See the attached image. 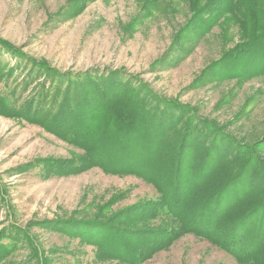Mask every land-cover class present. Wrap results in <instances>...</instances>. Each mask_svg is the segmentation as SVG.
<instances>
[{"label": "rangeland", "instance_id": "1", "mask_svg": "<svg viewBox=\"0 0 264 264\" xmlns=\"http://www.w3.org/2000/svg\"><path fill=\"white\" fill-rule=\"evenodd\" d=\"M244 1L256 3L243 22L246 29L240 26L245 16L242 0L232 7L227 6L229 0H197L196 13L201 12L196 15L187 9L192 0H0V41L63 72L124 74L125 81L150 94V103L159 98L162 104H177L243 150L253 147L264 169V148L259 147L264 140V74L235 78L216 67L223 54L225 58L230 51L243 54L249 50L244 44L263 33L264 0ZM225 15H231L236 25L226 27ZM189 26L186 38H176ZM181 41L190 43L191 50L183 52L177 45ZM9 54L0 49V57L9 61L6 70L15 63ZM19 79L17 74V83ZM17 83L13 87L18 88ZM34 87L37 83L27 87L23 97ZM7 92L0 82V99ZM17 96L21 97L20 90ZM11 109H0V234L15 228L20 240L2 264H121L99 257L93 246L58 224L114 220L156 198V190L139 178L97 167L74 175L51 172V161L75 159L82 151L37 124L10 115ZM208 141L214 149L220 147ZM226 191L232 201L234 188ZM127 218L122 217L121 224ZM263 224V212H257L245 226L251 230L245 244L258 236ZM243 227H233L231 236L241 234ZM228 228L223 226L225 233L220 235L225 236ZM142 264L236 263L201 236L185 234Z\"/></svg>", "mask_w": 264, "mask_h": 264}, {"label": "trees", "instance_id": "2", "mask_svg": "<svg viewBox=\"0 0 264 264\" xmlns=\"http://www.w3.org/2000/svg\"><path fill=\"white\" fill-rule=\"evenodd\" d=\"M237 1L229 0L227 6ZM198 5L192 0L187 6L189 14L196 13ZM254 6L256 3L242 0L240 8L245 16H241L240 26H247L243 22ZM222 22L226 27L236 25L231 15H225ZM191 27H184L176 38H186ZM250 29L254 31L252 26ZM0 44V49L15 59L6 70L9 61L0 57V82L8 91L0 99V109L13 106L10 115L35 123L82 151L75 159L51 161V172L74 175L97 167L110 174L139 178L156 190V198L114 220L62 222L58 224L61 229L93 246L99 257H110L121 264H142L185 234L201 236L230 255L236 264H264V224L250 244L243 241L251 231L246 224L257 212H263L264 217V169L253 147L243 150L227 136L210 131L213 129L208 121L188 116L191 110L177 104H162L157 97V102L150 103V94L125 81L124 74L63 72L45 60L27 58L12 50L5 41ZM177 45L183 52L191 50L188 42ZM244 45L249 50L243 54L238 50L226 54L228 58L223 54L216 61L217 69L235 78L263 75L264 27L259 37H252ZM14 83L18 88L13 87ZM36 83L37 87L23 97L26 88ZM18 90L21 97L17 96ZM6 99H12L11 105ZM182 120L184 123L178 124ZM210 139L220 147L214 149L208 144ZM259 147L263 150L264 140ZM230 186L234 188L232 201L226 191ZM127 215L126 224H121V218ZM138 222L140 225H133ZM225 225L229 232L221 236ZM236 225L244 226L243 232L231 236ZM6 239L9 242L4 243ZM19 240L15 228L0 234V264Z\"/></svg>", "mask_w": 264, "mask_h": 264}]
</instances>
